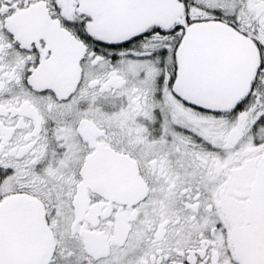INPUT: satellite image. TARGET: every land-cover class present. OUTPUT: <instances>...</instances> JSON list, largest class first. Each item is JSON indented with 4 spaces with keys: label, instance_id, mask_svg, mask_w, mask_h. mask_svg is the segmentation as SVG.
Returning a JSON list of instances; mask_svg holds the SVG:
<instances>
[{
    "label": "snow or ice",
    "instance_id": "obj_1",
    "mask_svg": "<svg viewBox=\"0 0 264 264\" xmlns=\"http://www.w3.org/2000/svg\"><path fill=\"white\" fill-rule=\"evenodd\" d=\"M0 264H264V0H0Z\"/></svg>",
    "mask_w": 264,
    "mask_h": 264
}]
</instances>
